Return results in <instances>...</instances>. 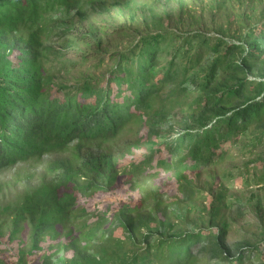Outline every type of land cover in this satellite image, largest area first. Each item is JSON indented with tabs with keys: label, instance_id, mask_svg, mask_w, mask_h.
Here are the masks:
<instances>
[{
	"label": "trees",
	"instance_id": "trees-1",
	"mask_svg": "<svg viewBox=\"0 0 264 264\" xmlns=\"http://www.w3.org/2000/svg\"><path fill=\"white\" fill-rule=\"evenodd\" d=\"M88 1L96 0H0V171L71 151L49 160L37 185L0 199V264H197V243L241 262L244 244L233 252L227 224L213 227L218 207L198 229L174 231L148 180L170 174L175 194H192V181L230 146L264 179V74L249 78L264 57V14L230 40L201 31L143 34L110 53L106 73L95 71L100 59L95 73L66 78L75 65L56 66L62 53L44 37L58 25L75 34L74 46L99 47L96 30L77 32L52 17L60 10L81 17ZM175 106L189 120L165 128ZM126 130L139 135L114 150ZM115 193L117 206L101 205ZM252 248L264 252V236Z\"/></svg>",
	"mask_w": 264,
	"mask_h": 264
},
{
	"label": "rangeland",
	"instance_id": "rangeland-1",
	"mask_svg": "<svg viewBox=\"0 0 264 264\" xmlns=\"http://www.w3.org/2000/svg\"><path fill=\"white\" fill-rule=\"evenodd\" d=\"M222 2L224 3L221 4ZM84 7L86 11L81 17L75 12L69 13L65 10L58 11L52 17L65 19L77 32L96 30L101 37L99 47L93 42L86 45L83 40H79L78 45L74 46L75 34L60 33L61 27L58 25L52 29V33L49 32L48 37H44V45L62 53L55 63L56 66L61 64L60 61L75 65L73 71L65 73L66 78L70 74H77L79 69L94 72L100 59L102 64L95 71L106 73L105 64L112 59L110 53L125 48L143 34L159 30H171L179 34L201 31L208 36L230 40L254 21L260 20L264 14V0H96L93 4L85 2ZM168 58L169 55H165L161 61ZM259 74H264V57L255 64L249 78L255 79ZM168 89L169 87L166 91ZM169 112L173 118L164 122L165 128L172 126L173 129H179L185 118L189 120L187 113L182 112L179 106L169 109ZM138 135L134 130H126L113 144L114 150L122 149ZM235 147L230 146L228 156L200 172L197 181H192L195 188L192 194H175V183L169 178L170 174L154 176L148 180L160 194L159 197L167 203L165 211L167 218L176 224L174 231L198 229L203 219L204 222L208 221L212 207H218L214 229L223 222L227 224L225 244L233 252L236 253L238 244H244L245 251L241 262L225 255L215 258L209 250L199 251V243L194 244L193 252H199L197 264H264V252L260 253L252 248L264 236V179L259 180L262 169H251L252 164L245 166L248 158ZM70 152L67 150L45 154L38 162H19L2 169L1 201H10L26 188L37 185L46 177L45 166L49 160L65 157ZM122 162L126 164L128 161L122 159ZM246 171L249 172L248 183L241 179ZM255 180L257 183H253ZM223 188L227 190L224 192L221 190ZM220 191H223L224 198L217 201L216 195ZM118 196L115 193L114 200L109 198L107 202L103 197L102 204L97 198L93 201L104 206L112 203L117 206ZM91 211H94L92 206ZM7 250L8 246L5 245L1 250L2 255Z\"/></svg>",
	"mask_w": 264,
	"mask_h": 264
}]
</instances>
